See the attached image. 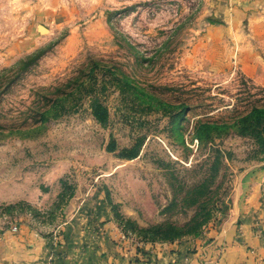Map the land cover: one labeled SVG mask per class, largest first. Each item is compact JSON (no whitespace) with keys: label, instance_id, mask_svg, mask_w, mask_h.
Returning a JSON list of instances; mask_svg holds the SVG:
<instances>
[{"label":"rangeland","instance_id":"374dc122","mask_svg":"<svg viewBox=\"0 0 264 264\" xmlns=\"http://www.w3.org/2000/svg\"><path fill=\"white\" fill-rule=\"evenodd\" d=\"M254 108L264 0H0V264L127 253L157 225L201 223L177 239L201 252L229 218L264 234Z\"/></svg>","mask_w":264,"mask_h":264},{"label":"crops","instance_id":"0c3cea01","mask_svg":"<svg viewBox=\"0 0 264 264\" xmlns=\"http://www.w3.org/2000/svg\"><path fill=\"white\" fill-rule=\"evenodd\" d=\"M231 219L216 230L217 241H212L215 243L212 248L203 252L198 239L139 243L131 246L127 253L121 252L112 240L105 239L108 250L82 253L78 259L82 264H264L263 232L249 231L247 226L245 230H237ZM194 244L197 252L190 251ZM248 245L252 248L247 250ZM70 255L67 257L71 259L73 256ZM68 261V258H59L56 264H68Z\"/></svg>","mask_w":264,"mask_h":264},{"label":"trees","instance_id":"16d2710c","mask_svg":"<svg viewBox=\"0 0 264 264\" xmlns=\"http://www.w3.org/2000/svg\"><path fill=\"white\" fill-rule=\"evenodd\" d=\"M255 110L259 112L257 116H254L253 114ZM92 111L93 116L97 121L101 123L106 121L108 117V111L104 105L98 102H94L92 104ZM252 118L254 120H257L256 126L251 124ZM242 119L243 122L248 123L241 125V127L239 128V133L241 135L245 134L253 137L258 143L259 152L261 151L264 155V108H254L253 111L251 110ZM209 125L217 126L216 124L202 123L199 127H201V129H206L207 127H209ZM125 151L129 157H133L135 155V150L133 148L127 149ZM201 225V223H195L193 225H190L185 231L173 224L157 225L151 228V232L155 236H157L154 238L160 239L162 242H173L174 240H177L178 238L183 236L185 233L188 234L197 231L201 227Z\"/></svg>","mask_w":264,"mask_h":264},{"label":"built area","instance_id":"2783aa9c","mask_svg":"<svg viewBox=\"0 0 264 264\" xmlns=\"http://www.w3.org/2000/svg\"><path fill=\"white\" fill-rule=\"evenodd\" d=\"M122 236L121 237H125V235L121 234ZM123 239V238H122Z\"/></svg>","mask_w":264,"mask_h":264}]
</instances>
